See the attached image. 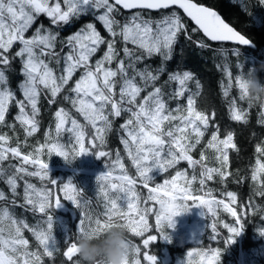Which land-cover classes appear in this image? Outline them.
Masks as SVG:
<instances>
[{
    "label": "snow or ice",
    "instance_id": "snow-or-ice-1",
    "mask_svg": "<svg viewBox=\"0 0 264 264\" xmlns=\"http://www.w3.org/2000/svg\"><path fill=\"white\" fill-rule=\"evenodd\" d=\"M259 2L264 5V0ZM120 7L125 10L178 8L193 22L192 32H202L208 41L234 42L239 45L251 43L225 22L216 10L199 4L196 0H0V125L5 123L10 104L15 103L18 108L15 120L25 132L24 144L18 141L15 146L11 145V138L7 134H0V179L4 180L13 197L18 195L19 182L22 181L23 203L17 205L13 199L11 205L30 209L43 217L36 225L30 226L25 219L16 217L8 207H0V264H43V256L54 259L60 248L53 237L54 217L51 210L59 207L63 200L71 201L81 210L90 209L91 201L71 177L67 182L60 183L58 190L63 193L62 197L54 194L48 185L37 187L26 177H38L41 182L47 180L50 185L59 183L50 179L48 162L42 158L45 152L49 157L56 154L69 162L89 152H95L99 158H111L112 153L96 149H101L106 144V137L113 126L111 118L121 117L122 113H127L128 117L120 126L125 134L121 137V143L135 169V176L129 174L117 152L115 158L110 159V163L106 165V171L96 176L95 197L103 204L104 212L94 217L91 211H82L75 236L85 230L110 227L114 220L120 219L130 236L142 240V244H138L130 239L133 251L126 264H142V260L147 264H156L157 257L147 249L158 236L171 241L166 229L174 228V217L189 211L192 205L203 206L206 214L211 213L213 216L222 206L236 218L239 227L223 224L231 234L226 241L229 244L243 230L236 210L225 203L224 199L212 197L211 191L202 196L192 194V184L197 180V166L200 168L201 188L214 175L224 180L230 174L226 171L229 150H237V146L234 133L227 131L224 138H221L217 126L211 132L206 147L215 151V159L220 167H209L203 151L199 159L191 154L206 135L210 120L214 119V112L210 116L196 108V99L202 85L192 71L178 69L168 72L166 68L167 62L176 54L179 36L183 33L185 39L191 40V36L187 35V25L177 11H171L155 20L145 18L141 11H135L122 23L116 18ZM244 10L247 11L246 6ZM40 15L46 16L53 26L67 25L73 19L91 15L102 24L111 39L102 36L95 23L88 22L61 41L62 47L57 51L59 33L51 27L41 24L30 37L26 35ZM117 37L123 44L122 58L116 48ZM15 44L20 45L18 50L9 55ZM102 45L107 46L106 51L93 64L92 57ZM196 47L210 49L211 44L198 41ZM218 51L227 58L223 49ZM232 55L237 58L236 67L239 70L234 80L239 93L238 99L247 101L241 79L245 73L244 65L238 60L240 49H233ZM155 56L160 57V65L155 68L148 64L139 67L146 59ZM17 58L21 62L20 73L23 77L18 84L22 94L20 98L9 86L6 74L12 61ZM114 61L117 62L115 68L112 67ZM53 62L57 66L63 62L59 75L50 66ZM78 70L79 78L73 86L68 87ZM223 71L228 77V83H221V89L223 97L227 98L233 88L232 73L227 63L223 65ZM165 72L167 80L156 86ZM190 82L195 83V92L188 87ZM169 83H175L177 88L168 93L166 99L163 89ZM149 88L151 90L141 97L142 92ZM42 90L50 94L49 104L57 103L58 97L64 93L63 101L70 103L86 124L80 123L64 107H59L54 114V132L50 128L45 133V143L25 154L22 147L27 146V138L39 129ZM185 96V106L177 104L174 109L169 107V100ZM247 102L251 108L253 104ZM261 107L264 108V105ZM229 113L231 120L247 123L248 113L237 104L236 98L229 103ZM260 116L258 123L264 124V111ZM88 126L95 132L91 140H88ZM62 132L69 133L71 149L61 142ZM256 152L264 154V147L258 145ZM9 159L16 160L19 164H9L7 169L4 168V162ZM182 161L192 171L191 178L188 170H178L162 182H157L151 174L153 170H158V174L167 173ZM30 167L33 170H29ZM262 177L264 160L256 159L251 180L264 188ZM140 189L146 190V195ZM224 195L231 204L236 203V193L229 191ZM259 195L264 196V191ZM205 196L212 198L205 199ZM3 199H6V195L0 190V200ZM149 213L155 217L158 236L149 234L152 230ZM101 215L103 219L100 218ZM25 230L37 242L38 251L30 250V242L24 236ZM211 231L218 235L215 223L211 225ZM260 232L264 233V229ZM216 235L211 238L216 239ZM64 244L66 249L62 254L67 264H78L75 239L66 240ZM142 248L145 249L143 252ZM187 257V264H193L196 257H201L200 264H218L221 250L215 248L204 251L194 248L187 252Z\"/></svg>",
    "mask_w": 264,
    "mask_h": 264
},
{
    "label": "trees",
    "instance_id": "trees-1",
    "mask_svg": "<svg viewBox=\"0 0 264 264\" xmlns=\"http://www.w3.org/2000/svg\"><path fill=\"white\" fill-rule=\"evenodd\" d=\"M196 1L217 9L228 22L255 44V48L224 43H212L208 41L200 31L192 32L194 24L175 8L160 12H150L146 10L138 11H141L145 18L150 17L154 20L160 19L163 15H166L171 11H177L181 15L183 22L187 25V35L191 36V40L185 39V34L183 33L179 36L176 45V54L171 61L167 62L166 68L168 72L178 69L192 71L202 85L200 95L196 99V108L205 111L210 116L214 112V119L210 120L209 129L206 135L191 154L195 159H199L200 154L203 151L207 158L206 163L209 167H220L215 159V151L206 147L211 132L214 131L217 126H219L221 138H224L227 131H232L234 133V142L237 146V150H229V164L226 171L230 174L224 180H221L218 175H214L213 179L211 181H206L203 188H201V185L199 184L200 168L197 166V180L192 184V194L202 196L204 193L211 191L212 197H215L216 199H224L225 203H229V206L236 210L240 218V224L243 225V230L235 237L234 242L229 244L226 241L231 234L223 227V224L227 223L229 226L239 227L240 225L236 223V218L232 217L222 206L217 209L216 215L213 216L211 213L206 214V209H204L203 206L192 205L189 211L180 213L174 217V228L166 229L171 237V241H169L168 239L160 238L158 236L159 231L155 228V217L149 213V223L152 226V230L149 234L157 235L158 238L151 243L147 251L158 257L156 264H183V262L184 264H187V252L194 248L204 251L219 248L221 250V257L218 264H264V233L260 232L261 229H264V196L259 195L261 191H264V188H261L257 183L251 180L252 169L255 167L256 159L264 160V154L256 152V147L258 145L264 147V124L258 123L261 119L260 113L264 111V108L261 107V104H253V106L249 108L247 101H240L238 99L239 93L235 87L234 80L239 70L236 67L237 58L232 55L233 49H240L238 60L244 65L243 70L245 72H247L253 65H257L260 61H264V5H262L259 0H235V2H233V0ZM245 6L247 7V11L244 10ZM134 12H124L120 8L116 18L123 23L124 20ZM82 26L83 25H80L78 30ZM50 27L53 31L57 32L56 28L52 26ZM63 28H67V32L77 30L75 26L69 28V23L64 25ZM100 28L101 35L106 39H111L103 26H100ZM116 39V48L120 51V58H122L123 44L119 37ZM198 41H204L211 44V48L200 49L196 47V42ZM58 44L60 45L61 42ZM129 47L132 46L129 45ZM106 48V45L100 47L97 53L92 57L93 64L95 60L100 59L103 56ZM218 49H223L224 52L227 53L226 59ZM9 55H12V51ZM116 63L117 62L115 61L113 62V68L116 67ZM160 63V57L155 56L146 59L139 65V67L142 68L144 64H148L155 68L160 65ZM225 63L229 65V71L232 73L233 78V88L227 98L223 97L221 89V83L225 85L228 83V77L223 71V65ZM14 66L18 68L21 67V62L18 58L12 61L11 68ZM77 74H80L79 70L73 76V81ZM259 76L261 81L264 82V71H260ZM166 80L167 72L161 75L160 80L156 82V86H160ZM137 82L139 83V80ZM71 86H73L72 82H70L68 87ZM188 87L191 91H196L194 82H190ZM176 88L177 85L175 83H169L164 86L163 91L166 94V99L167 94L171 93ZM66 90L67 89H65V91ZM150 90L151 88L142 92L141 97L146 95L147 91ZM116 91V99H118V86ZM63 94L64 93H61L55 104H49L48 101L50 99V94L46 91L42 90L40 97L39 107L42 110V114L45 113V118L47 119L44 127L48 124L49 127H52L53 131L56 122L54 114L59 107H64L74 118L80 121V123L86 124L83 117L71 107V104L63 101ZM233 98H236L237 104L247 111V123L235 122L230 119L229 103ZM168 103L169 107L173 109L177 104L185 106L186 96L184 98L169 100ZM127 117V113H122L121 117L111 118L113 120V126L112 130L106 137V144L103 148L96 149L97 151H107L112 153L111 158H99L96 156L95 152H89L82 154L69 162L56 154H52L49 157L45 152L42 158L48 162L50 179H55L59 183L57 185H50L47 180L41 182L38 177H26L29 182L36 184L37 187L48 185L54 194L61 197L63 196V193L58 190L60 183L67 182L68 178L71 177L73 182L84 191L85 197L91 201L90 209L81 210L71 201L63 200L59 207H55L51 210V214L54 217L53 237L59 245L60 251L55 253L54 259H49L48 257L43 256V264H67V261L62 254L66 249L64 243L66 240L76 239L75 233L77 231L82 211H91L94 217L104 212L103 204L97 201L95 197L96 176L99 173L106 171V165L110 163V159L115 158L117 152L120 153L129 174L135 176V169L127 158V154L121 143V137L125 134L120 126L125 122ZM7 120L8 115H6L5 125H0V134H7L12 137L10 140L12 146H15L18 141L23 145L25 142V133L19 132L18 134L23 135L14 138V136L17 135H15V132L12 129H9ZM87 132L88 140H91L92 136L95 134L94 129L88 126ZM61 135V142L67 144L68 148L71 149L69 133L62 132ZM43 143H45V137L38 138L36 135H32L27 138V146L22 147V151L27 154L28 152H31L34 147ZM9 164L18 165L19 162L9 159L4 162L3 167L7 169ZM29 170L33 169L30 167ZM178 170H188L189 178H191L193 174L192 171L188 169L187 163L183 161L173 169H170L167 173L158 174V170H153L151 174L157 182H162L163 179L170 178ZM262 179H264V177H262ZM0 190L4 191L6 195V199L0 200V207L12 208L10 206H12L11 201L13 199L16 200L17 205L23 203L22 181L19 182L18 195L15 197L12 196L9 187L3 179H0ZM140 191L146 195V190L140 189ZM229 191L237 194V201L235 204H231L230 201L225 198L224 194ZM212 197L205 196V199H211ZM149 206L153 207V205ZM12 210L16 217L25 219L30 226L36 225L43 219L42 214L38 212L33 213L30 209L16 206L13 207ZM100 218L103 219V216L101 215ZM213 223L217 226L218 235L211 231V225ZM128 235L133 242L142 244L141 238L130 236L129 233ZM214 235H216V239L211 238ZM24 236L30 242V250L38 251V244L31 233L25 230ZM144 250L145 249L142 248V252ZM76 259H78V257H76ZM200 261L201 257H196L195 260H193V264H200ZM142 264H147V262L142 260Z\"/></svg>",
    "mask_w": 264,
    "mask_h": 264
},
{
    "label": "clouds",
    "instance_id": "clouds-1",
    "mask_svg": "<svg viewBox=\"0 0 264 264\" xmlns=\"http://www.w3.org/2000/svg\"><path fill=\"white\" fill-rule=\"evenodd\" d=\"M260 71H264V61L250 67L241 79L246 100L264 105V82L259 76ZM75 243L78 264H126L133 251V242L120 219L102 230H85L76 236Z\"/></svg>",
    "mask_w": 264,
    "mask_h": 264
},
{
    "label": "rangeland",
    "instance_id": "rangeland-1",
    "mask_svg": "<svg viewBox=\"0 0 264 264\" xmlns=\"http://www.w3.org/2000/svg\"><path fill=\"white\" fill-rule=\"evenodd\" d=\"M45 21V19H40V18H38L37 19V21H36V23L32 26V28L29 30V32L28 33H26V35L27 36H31L33 33H34V31H35V28L37 27V26H39V25H41V24H43L45 27H50V26H47V24L44 22ZM88 22H92V23H95V25H96V27H97V30L98 31H100V26H102V24L99 22V21H96V20H94V18L91 16V15H87V16H82V17H80L79 19H73L70 23H69V28H72V27H76L77 28V30H78V28H79V26L80 25H84V24H86V23H88ZM58 27V26H57ZM61 29H63L64 31L63 32H61V33H59V38H58V41H57V44H56V50L57 51H59L60 50V48L62 47V44H58L59 42H61V41H63V40H65L66 39V37L67 36H69L70 34H73V31H70V32H67L68 30H67V28H63L64 27V25H62V26H59ZM68 28V29H69ZM70 30H72V29H70ZM67 32V33H66ZM76 32V31H75ZM74 32V33H75ZM19 44H15L14 46H13V48L11 49V51H12V55L15 53V51L16 50H18V48H19ZM57 47H59V48H57ZM10 51V52H11ZM64 51L66 52L67 51V48H65L64 49ZM50 66H52L53 67V69L56 71V73H57V75H59L60 74V71H61V69L63 68V62L61 63V65H59V66H57L54 62L50 65ZM20 68L21 67H12V68H10L7 72H6V74H7V76H8V83H9V86L16 92V95H17V97L18 98H20L21 97V93H20V91H19V88H18V84H19V82L23 79V77H22V75H21V73H20ZM76 74V73H75ZM74 74V75H75ZM79 76H80V74H77L76 75V77H75V80L76 79H78L79 78ZM14 80V81H13ZM75 80L73 81H70V82H72V85H74V82H75ZM69 85H70V83H69ZM40 110H41V108H40ZM18 114V108H17V106L15 105V103H12V104H10V106H9V110H8V112H7V114L6 115H8V120H7V122H8V126H9V129L11 130H13L14 132H15V135H17V136H14V138L15 137H19V136H22V134H18L19 132L21 133V132H24V130H23V128L20 126V124H19V122H17L16 120H15V116ZM10 117V118H9ZM38 119H39V121H40V124H39V129H38V131L35 133V134H33L34 136L36 135L38 138H43V137H45V133L46 132H48L49 131V129L51 128L52 129V127L50 126H48V124L44 127V125L46 124V122H47V119L45 118V113L44 114H42V110L40 111V113H39V115H38ZM3 125H5V123L3 124ZM54 132V131H53ZM25 133V132H24ZM62 134V133H61ZM8 137H10L9 135H7ZM62 136V135H61ZM11 139H12V137H10ZM10 139V140H11ZM10 207H12L13 208V206H10ZM12 208H9V210L10 211H12L13 213H14V211L12 210ZM15 214V213H14ZM158 258V257H157Z\"/></svg>",
    "mask_w": 264,
    "mask_h": 264
},
{
    "label": "water",
    "instance_id": "water-1",
    "mask_svg": "<svg viewBox=\"0 0 264 264\" xmlns=\"http://www.w3.org/2000/svg\"><path fill=\"white\" fill-rule=\"evenodd\" d=\"M197 2V1H196ZM197 3H199V2H197ZM199 4H202V5H204V6H207V7H210V6H208V5H206V4H203V3H199ZM122 10H124V11H126V12H131V11H135V10H139V9H133V10H125V9H123L122 7H120ZM211 8H213V7H211ZM178 9V8H177ZM214 10H216L220 15H221V17L225 20V22H227V23H229L230 24V26H232L233 28H235L230 22H228L224 17H223V15L217 10V9H215V8H213ZM180 10V9H179ZM148 11H151V12H159V11H161V10H148ZM181 12H182V10H180ZM183 13V12H182ZM185 15V14H184ZM189 19V18H188ZM190 20V19H189ZM191 21V20H190ZM192 22V21H191ZM193 23V22H192ZM236 29V28H235ZM237 30V29H236ZM237 31H239V30H237ZM240 32V31H239ZM202 33V32H201ZM241 33V32H240ZM203 34V33H202ZM242 35H244L243 33H241ZM245 36V35H244ZM247 39H249L247 36H245ZM206 38V37H205ZM207 39V38H206ZM250 40V39H249ZM251 41V40H250ZM211 42V41H210ZM212 43H224V44H233V45H237V46H242V47H250V48H255V44L251 41V43L249 44V45H239V44H237V43H234V42H212Z\"/></svg>",
    "mask_w": 264,
    "mask_h": 264
},
{
    "label": "flooded vegetation",
    "instance_id": "flooded-vegetation-1",
    "mask_svg": "<svg viewBox=\"0 0 264 264\" xmlns=\"http://www.w3.org/2000/svg\"><path fill=\"white\" fill-rule=\"evenodd\" d=\"M39 18H40V19H47V22L50 24V20H49L46 16H44V15H40Z\"/></svg>",
    "mask_w": 264,
    "mask_h": 264
},
{
    "label": "bare ground",
    "instance_id": "bare-ground-1",
    "mask_svg": "<svg viewBox=\"0 0 264 264\" xmlns=\"http://www.w3.org/2000/svg\"><path fill=\"white\" fill-rule=\"evenodd\" d=\"M23 135V134H22ZM25 136V135H24ZM264 142V141H263ZM48 161V160H47ZM235 184V183H234ZM240 196V195H239ZM254 204V203H253ZM253 207V206H252Z\"/></svg>",
    "mask_w": 264,
    "mask_h": 264
}]
</instances>
